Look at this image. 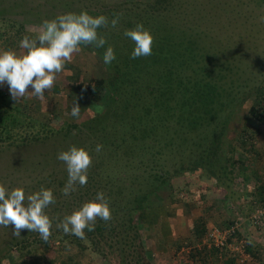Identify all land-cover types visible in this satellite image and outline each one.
I'll use <instances>...</instances> for the list:
<instances>
[{
    "label": "rangeland",
    "instance_id": "374dc122",
    "mask_svg": "<svg viewBox=\"0 0 264 264\" xmlns=\"http://www.w3.org/2000/svg\"><path fill=\"white\" fill-rule=\"evenodd\" d=\"M147 1L149 0H0V48H11L17 53L21 51L19 42L25 32L30 30L36 34L44 19H52L64 12L78 13L86 10L92 16L103 14L110 22L112 19L110 13L120 14L116 28L113 29L109 23V27L97 29L98 34L105 37L106 45L103 48L82 45L81 50L73 54L72 62L65 63L64 70L57 74L53 87L46 90L42 98L29 94L16 101L10 95L7 83L0 84L1 110L14 107L49 127L44 131L38 123H34L31 127L24 126L12 130L10 137L7 132L0 129V184L6 188L11 183L12 188L22 187L27 195L33 183L37 184L38 178L45 177L56 168V177L53 175V180L49 182L47 188L58 196L62 204L68 198L66 206L61 209H71L69 211L71 213L76 208L69 205L72 200L70 196L75 194V191L68 196L62 193L68 176L67 171L63 170L66 168L64 162L56 157L60 150L67 148L59 145L62 138L58 132H64L69 124L80 125L91 114L85 112L78 118L66 114L71 111L66 105V95L70 92L69 83L71 82V86L74 79L86 81L94 77L111 80L114 74L110 65L114 64L123 67V71L126 70L131 59H134L131 57L134 43L123 33L125 29L133 28L139 22L134 14L142 8H148ZM168 2V6L162 12L165 16L163 20H167V23L164 24L162 21L161 24V17L159 26L152 27L148 23L145 28L150 30L153 37L152 46H156L160 37L156 38L155 34L162 32L161 27L163 29H169L171 26L181 27L187 33L195 34L201 41L197 43L198 46L211 49L216 62H223L225 87L233 95V101L228 105V109L231 108V115L223 128L222 142L220 143L221 138L215 140L214 131L219 130V127L215 129L219 123L214 121L206 126H197L196 132L191 133L195 140L186 139L180 135L181 133L161 136L164 132L162 133L160 129L164 127L155 128L153 124L143 130L144 135H147L145 139L141 137V133H135L138 148L142 150L140 153L150 158L155 156V159H150L146 168H140L137 157L134 160L128 154L130 135L134 132L133 128L139 125L128 127L124 133L122 128L113 131L112 128L106 127L104 134L108 145L102 141L104 138L99 140L95 137L98 132L80 133L78 141L90 145L87 151L92 164L96 160H102L105 174L133 172L124 174L130 178L144 170L139 179L141 183L132 189L139 192L140 188H146L148 192L151 191L148 197L150 205L172 210L176 218L186 220L184 228L180 229L182 240H177L170 248L171 258H157L155 264H225V261L230 262V259L232 264H239L243 256L249 259L245 260V264H264V198L261 202L257 201L260 199L259 196L264 194V124L259 123L248 111L253 105L259 110L264 109V94L259 98L258 93H255L259 86L264 90V19H262L264 0H168ZM165 33L166 30L162 32L163 35ZM108 45L113 47L116 59L105 65L103 53ZM153 58L154 55L150 56L147 62H151ZM142 63L140 65H143ZM138 75L140 73H134L132 77L137 79ZM136 79L126 81L128 86L121 85L127 90V94L131 87L137 86L138 83L139 91L142 92L146 85H155L159 81L149 75L140 78L139 82H134ZM104 94L105 91L103 98ZM242 95H246V98L240 101ZM102 105L100 100L90 107L98 112L102 110ZM203 130L207 134L203 133ZM172 134L181 138L178 139ZM242 135L245 138L248 136L243 145L239 140ZM71 138L73 136L70 135ZM152 139L156 140L152 142ZM97 144L102 145L100 152L95 151ZM228 144L229 147L235 148V155L232 158L224 154ZM212 145L216 146L212 151L218 146L219 152L214 161H208L207 164L205 162L204 170L201 166L189 169L185 165L189 164L203 148ZM133 165L132 168L128 167ZM149 166L153 168L147 169ZM207 169L212 172L213 177L206 174ZM162 177L165 178L164 183L155 188ZM38 189V186L32 188L33 191ZM158 208L155 210L158 211ZM132 217L134 222L137 217L134 213ZM117 220L120 222L108 221L107 229L114 227L118 234L117 247L127 246L124 254L120 253V256H117L112 249L105 251L106 256H103L91 249L78 251L72 244L61 250L59 260H65L67 264H140L141 252L143 254L147 250L149 254L152 248L148 240L150 226L145 225L138 231L145 244L143 250L139 246L134 247L130 242L139 241L136 240L137 230L126 231L128 226L124 219ZM211 229L226 232L227 251L213 252L207 245L209 242L206 241V236ZM26 231L22 230L19 236H14L11 226L8 228L0 226V256L10 249L8 246L10 241H16L21 235H26ZM54 245L59 246L58 241ZM11 249L9 254L12 258L7 255L3 259L4 264H20L23 259L38 256L43 251L38 244L30 248V254H27L24 248ZM45 256L53 257L52 251L47 252ZM153 258L154 255L150 253L151 262Z\"/></svg>",
    "mask_w": 264,
    "mask_h": 264
},
{
    "label": "trees",
    "instance_id": "16d2710c",
    "mask_svg": "<svg viewBox=\"0 0 264 264\" xmlns=\"http://www.w3.org/2000/svg\"><path fill=\"white\" fill-rule=\"evenodd\" d=\"M147 3L149 5L148 8H142L134 14L139 22H142L144 26L149 23V26L155 27V25H160L159 21L162 17L161 24L162 21L166 24L167 20H163L165 16H163L162 12L168 6V0H149ZM115 14L117 13H110L109 15L113 19ZM161 30L162 32L166 30V33L164 35L162 32L155 34L156 38L159 39L160 37V39L156 46H152L151 55L145 58L138 57L136 58L138 59L137 61L135 58L133 60L131 59V62L126 66L127 68L124 71L122 70L123 67H119L117 64L110 65L114 74L111 80L103 77H94L86 81L74 79L73 85L71 86V82L69 83L70 92L66 95L67 108L71 109L73 101L75 100L80 106V114L88 112L91 115H89L86 121L80 123V125L74 126L69 124L64 132H58L60 138H62V141H59V145L68 148L69 145H73V142H75L74 145L81 146L87 150L90 145L78 141L80 140V133L84 134L86 131L89 133L98 132V135L95 137L99 140L100 138H104L102 141L108 145L109 142L105 140L106 137L104 134L106 127L112 128V130H121L122 128V132L124 133V131H127L128 127L139 125L133 128L134 132L130 135L131 143H128L130 144V147H128V154H130L133 159L137 157L138 167L146 168L150 159H155V156H151L150 158L140 153L142 150L138 148V142L135 140L137 137L135 133H141V137L145 139L147 135H144L143 130L150 125L154 124L155 128L164 127L160 129L162 133L164 132L163 134L159 133V135L162 134L161 136L168 135V133L169 135H171V133H181L180 135L185 136L186 139H192L193 136L191 133L196 132L195 129L197 126H206L214 121L215 123H219L215 128L218 129L219 127V130L214 131L215 140L221 138L220 143L222 142L223 128H225L227 120L231 115V108L228 109V105L233 101V95H231L228 88L225 87V76L223 74V67L225 65L223 62H216L214 60L211 49H204L198 46L197 43L201 41L195 37L194 33L189 34L183 28L173 26L169 27V29H163L161 27ZM153 55L154 58L151 59V62H147L150 56ZM142 60L144 61L143 63ZM141 63L143 65H140ZM130 64H133V66ZM134 73H140L137 79L132 77ZM148 75L153 76L154 79H159V81L155 85H146L142 92L139 91V83L137 86L131 87L129 94H127V90L121 86L122 84L128 86L126 81L130 79H136L134 82H139L140 78ZM133 80L131 82H133ZM59 89L62 90L63 87H59ZM104 91L105 94L103 98ZM263 91L264 90H261V86L255 89V93H258L257 97L261 98L264 94ZM245 98L246 95H242L240 101ZM100 100L103 103L102 110L96 112V110L90 106ZM135 100H138L137 103L134 102ZM248 111L259 123L264 124V109L259 110L253 105ZM34 123H38L44 131L49 128L44 122L36 120L14 107H10L6 110L0 109V129L7 132L9 137L12 130L24 126L31 127ZM203 133H206V131L203 130ZM70 135L73 136V138L70 139ZM172 136L178 139L181 138L179 135L172 134ZM247 137L248 136H246V138ZM246 138L244 135L239 137L242 145L245 143ZM140 140L141 139H138V141ZM155 140L156 139H152V142ZM192 140L195 139L193 138ZM149 141L151 142V140ZM229 145L230 144H228V147L225 149L226 151H224V154L232 158L233 155H235V148L231 146L230 148ZM214 146L203 148L189 164L185 165H187L189 169L194 166H201L204 170L206 166L205 162L207 164L208 161H214L219 152L218 146V149L216 148L217 150L215 149L212 151ZM53 155L55 156V152ZM209 156L212 158H209ZM140 158L141 160L139 161ZM103 165L104 163L102 160L93 162L92 166L87 171L86 185H76L75 194L70 196L72 200L69 205L79 207V205L85 201V198H87V200L92 199L98 191H103L109 201L112 214L111 223H119L120 220L118 221L117 219L123 218L128 226L126 231L133 229L137 230L135 232L136 240L138 239L139 241L130 242L134 247L139 246L144 250L145 244L142 240V235H140L138 231L142 230L145 225L149 227L157 217H161L163 207H154L148 203V197L151 191L148 192L146 188H140L139 192L132 189L141 183L139 179L142 177V172L144 173V170L134 174V177L127 178L128 176L124 174L133 172H117L113 175H109L105 174ZM128 167L132 168L134 165ZM152 168L153 166H149L147 169ZM53 169L54 170L50 171L45 177L38 178L37 184L35 185L33 183L32 188L36 186L39 188L41 186L47 188L49 182L53 180V175L56 177V168ZM63 170L66 172V168ZM205 171H207L206 174L213 177L210 170L207 169ZM164 179L163 177L160 178L155 188L164 183ZM9 181H11V179ZM11 185L12 183L10 185L8 184V189L12 188ZM32 188L28 193L33 192ZM143 189L146 190L143 191ZM54 197L55 203L49 205V207L45 209L46 214L53 220L52 223H54L50 230L51 235L47 241L41 239L37 232L26 231V235H21V238L16 239V241H10L8 244L10 249L7 250L6 254L0 256V264H4L3 259L7 255V257L12 256L9 254L12 250L11 247L24 248L27 250V252L26 250L25 252L30 254V248L35 244L40 245L43 250L42 254L38 256L34 255L29 259H23L20 264H67V261L59 260V256L63 248H67L72 244L77 247L78 251L91 249L97 253L103 254V256H106V254H104L105 251L107 252V250L112 249L117 256H120V253H125V248L127 246L125 248L117 247L118 234L115 232L114 227L113 229H107V226H109L108 222H104L99 218L96 220L93 231L85 229L84 239H80L72 234H65L62 229H58L56 227L57 222L63 218V215L69 213L71 209H61L66 206L65 202L68 198L65 200L64 204H62L55 193ZM259 198L260 199L257 201L261 202L264 198V194H261ZM155 208H158V211H156ZM133 213L137 217L134 222L132 220ZM24 231L25 230H23V232ZM56 241H58L59 246L54 245ZM226 241L228 243V240ZM211 248L213 252H219L221 250L227 251V245L222 248L214 246H211ZM49 251H52L53 257L45 256ZM139 259L140 264H151L150 253L148 254L147 250H145L143 254L141 252ZM225 262L227 264H232L231 259L230 262H227V260Z\"/></svg>",
    "mask_w": 264,
    "mask_h": 264
},
{
    "label": "clouds",
    "instance_id": "9594fccd",
    "mask_svg": "<svg viewBox=\"0 0 264 264\" xmlns=\"http://www.w3.org/2000/svg\"><path fill=\"white\" fill-rule=\"evenodd\" d=\"M119 17L117 13L109 22L103 14L92 16L81 10L44 19L34 37H22L19 53L11 48H0V84L7 83L10 95L16 101L29 94L42 98L45 91L53 87L65 63L72 62L73 54L78 53L82 45H93L95 48L106 45L105 37L98 34L97 29L107 28L109 23L113 29L116 28ZM123 34L134 43L132 58L151 55L153 37L142 22L125 29ZM115 59L114 49L108 45L103 53V62L108 65ZM66 114L76 118L80 116V106L75 100L70 113ZM101 149L102 145L97 144L95 151L100 152ZM57 159L64 162L68 176L62 189L63 195L76 191L77 184L86 185L92 159L85 148L69 145L66 150L57 153ZM53 203L55 197L50 188L41 186L26 195L22 187L8 189L0 184V226H11L14 236H19L22 230L37 232L41 239L47 241L51 235L52 220L45 209ZM98 218L104 222L112 219L109 201L103 191H98L94 198L85 200L71 213L65 214L56 227L65 234L84 239L85 229L93 231Z\"/></svg>",
    "mask_w": 264,
    "mask_h": 264
},
{
    "label": "crops",
    "instance_id": "0c3cea01",
    "mask_svg": "<svg viewBox=\"0 0 264 264\" xmlns=\"http://www.w3.org/2000/svg\"><path fill=\"white\" fill-rule=\"evenodd\" d=\"M24 35H29L31 37L35 34L30 30H27ZM184 222H186V220L183 221L182 218H176L172 210L163 207L162 216L159 218L157 217L149 227L150 234L148 240L150 245H152L150 253L155 257L152 260L153 262H151L150 259L151 264H155L154 261H157V258H171L170 248L177 240H182L180 229L184 228ZM186 225L188 226V224ZM246 259L249 260L248 258Z\"/></svg>",
    "mask_w": 264,
    "mask_h": 264
},
{
    "label": "built area",
    "instance_id": "2783aa9c",
    "mask_svg": "<svg viewBox=\"0 0 264 264\" xmlns=\"http://www.w3.org/2000/svg\"><path fill=\"white\" fill-rule=\"evenodd\" d=\"M254 217L256 218L255 215H254ZM226 240H227L226 232H223L219 229H211L206 236V241L209 242L207 245L209 247L214 246L217 248H222L226 245L228 246V243ZM238 259H240V258H238ZM245 260H246V258L243 256L240 259L239 264H245L246 263Z\"/></svg>",
    "mask_w": 264,
    "mask_h": 264
}]
</instances>
